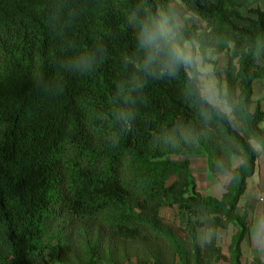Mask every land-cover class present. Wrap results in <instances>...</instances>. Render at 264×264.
<instances>
[{"label":"trees","instance_id":"trees-1","mask_svg":"<svg viewBox=\"0 0 264 264\" xmlns=\"http://www.w3.org/2000/svg\"><path fill=\"white\" fill-rule=\"evenodd\" d=\"M140 2L0 0V264H241L249 229L237 207L264 160V111L252 108L264 81V9L237 24L236 0H179L199 22H186L185 37L228 56L234 131L182 78L158 81L125 64ZM83 55L95 57L87 74L68 67ZM134 75L146 85L125 105L118 94ZM133 107L129 130L119 112ZM200 155L210 175L229 169L219 199L192 185L188 159ZM162 209L179 214V228ZM230 227L224 256L217 233Z\"/></svg>","mask_w":264,"mask_h":264},{"label":"clouds","instance_id":"clouds-1","mask_svg":"<svg viewBox=\"0 0 264 264\" xmlns=\"http://www.w3.org/2000/svg\"><path fill=\"white\" fill-rule=\"evenodd\" d=\"M189 15L178 0H141L136 11L128 17L134 29V44L131 55L125 53V64H132L143 77L155 80H180L188 95H194L203 105L212 109L230 129L236 120L234 106L228 100V84L218 80L214 65L210 62L212 53L203 50L195 38L184 35L185 20ZM95 57L83 55L68 65L73 71L87 74L92 71ZM134 87L128 95H120L125 105L135 104L131 91L143 89L146 80L139 75L133 77ZM120 118L130 130L135 119V108L121 109ZM202 115H205L202 113ZM208 119L209 116L205 115ZM235 131V129H233ZM233 163V161H230ZM229 169H225L227 174ZM210 242L209 237H205ZM248 251L255 250L264 256V197L256 200L252 223L245 239Z\"/></svg>","mask_w":264,"mask_h":264},{"label":"rangeland","instance_id":"rangeland-1","mask_svg":"<svg viewBox=\"0 0 264 264\" xmlns=\"http://www.w3.org/2000/svg\"><path fill=\"white\" fill-rule=\"evenodd\" d=\"M236 2L242 18L239 20H235L237 24H245L246 19H250L252 17L247 13V10L254 8L264 9V0H236ZM188 15L189 19L185 20V24L186 22H188V24L191 25L194 19L190 14ZM194 22H196L197 25L199 24L197 20H194ZM212 56L214 57V59H212L210 62H213L216 65L221 81L223 83L225 82L224 69L227 65L228 56L225 54H212ZM253 102V109L255 108V104L257 102H260L262 110L264 111V81L259 82L255 85ZM261 127L264 129V123L261 125ZM256 149L260 152V149L257 146ZM184 159L185 158H176L177 161H183ZM188 160L190 162L191 182L192 185L196 188V191L202 195L213 196L219 199L225 193V187L227 186L231 177L230 172L228 171L227 174L221 175L222 173H225V171H222L221 173L213 176L208 173L205 165V158L203 156H192L189 157ZM238 165L239 161L235 159L232 163V168H236ZM258 197H264V160L262 155H260L257 161L255 174L247 182L246 193L241 198L237 207L238 216L246 215L248 229L250 228L252 223V214L254 212L256 200ZM160 216L166 223L172 225L175 228H179L181 221L180 216L176 211L170 209H162L160 211ZM235 232L236 229L234 227H230L227 230L218 231L217 245L220 248L222 255L228 256V247L230 244V240ZM247 235L245 236V239ZM206 236L209 237L208 232H200L199 242L201 244L206 242ZM245 239L241 244V264H264V256L256 253L255 250H247ZM34 262L35 264H49L47 259L41 260L37 258L34 260ZM218 264L226 263L221 261Z\"/></svg>","mask_w":264,"mask_h":264}]
</instances>
